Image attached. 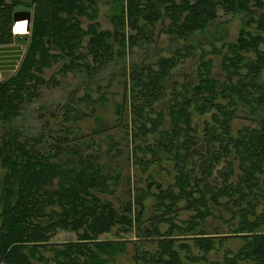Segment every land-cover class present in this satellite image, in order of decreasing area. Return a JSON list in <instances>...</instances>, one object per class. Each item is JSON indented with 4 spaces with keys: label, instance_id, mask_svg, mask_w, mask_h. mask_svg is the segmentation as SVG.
Listing matches in <instances>:
<instances>
[{
    "label": "trees",
    "instance_id": "trees-1",
    "mask_svg": "<svg viewBox=\"0 0 264 264\" xmlns=\"http://www.w3.org/2000/svg\"><path fill=\"white\" fill-rule=\"evenodd\" d=\"M100 1L0 0V44L25 43L0 79V264H119L130 247L129 264H264V0H114L112 28L98 20ZM20 5L32 11L25 34L13 31ZM220 9L242 17L216 65L205 32L216 25L224 39ZM160 33L171 54L152 51ZM135 48L145 55L131 60ZM187 58L191 70L175 78ZM114 64L124 76L122 129L82 132L81 120L111 100L102 79ZM70 73L79 81L55 110L40 112L37 132L18 123L42 88ZM125 140L127 162L150 173L116 204L107 194L123 166L102 159L124 155ZM164 162L167 183L151 172ZM59 229L76 238L53 241ZM130 230L138 237L101 238Z\"/></svg>",
    "mask_w": 264,
    "mask_h": 264
},
{
    "label": "rangeland",
    "instance_id": "rangeland-1",
    "mask_svg": "<svg viewBox=\"0 0 264 264\" xmlns=\"http://www.w3.org/2000/svg\"><path fill=\"white\" fill-rule=\"evenodd\" d=\"M30 0H23V4H26ZM114 0H101L99 4V13H98V20L103 28H112V23L110 20V14L112 13L114 9ZM18 9H28L24 5H20L17 7ZM218 19L217 22L219 24V29L225 32L224 39L220 37L221 34H218L216 25L211 26L210 29H208L205 34L210 35V38L212 40V43L217 48L215 49L214 53H210L211 58L215 61L216 65L219 63V52L223 50L221 43L225 41H233L238 33V29L241 25V15L240 14H232V13H226L223 12L221 9L218 12ZM218 26V25H217ZM221 27V28H220ZM14 28V27H13ZM30 29V27H29ZM29 29L27 30L28 33ZM14 31V29H13ZM216 31V33H215ZM15 32V31H14ZM210 32V34H209ZM21 33V34H25ZM157 46H153L152 51L156 50L159 52V48L161 49L162 53L171 54L172 49L174 48V45H172V41L169 42L168 36L165 34L160 33L157 35ZM200 38L202 35H198ZM209 38V39H210ZM215 38V39H214ZM14 43L22 44L25 48V43L20 42V40L15 39L13 40ZM197 43L196 41H194ZM209 42V41H208ZM204 43L203 48L206 47L208 52L211 50V46ZM152 47V45H150ZM203 51V50H202ZM144 50L141 48H135L133 53H131L130 59L138 60L142 56H144ZM131 59V60H132ZM195 60V59H194ZM193 60V61H194ZM192 61V60H191ZM61 62L53 65L50 68H47L45 70V76L49 77L51 74L57 71V69L60 67ZM121 67V66H120ZM120 67L118 65H112L107 70L104 71V77L102 79V83L105 87L108 88V96L111 99L110 101H107L105 104L98 105L97 106V112L96 114H92L89 117H85L81 120V131L82 132H90L95 129V127L101 124H104V128H112L113 130L117 131L118 129H122L119 122H117L118 114H116V102L122 99L123 93H122V84L119 82V78L123 79L124 76H122L120 72ZM192 68V63H190V59L187 58L186 61L182 64H179L177 67L173 69V76L175 78H183V73H189V70ZM218 70V67H216ZM15 69H2L0 70V79L5 78L6 76L10 75L12 72H14ZM59 76V75H58ZM261 79L264 81V68L261 74ZM60 83L58 85H50L47 87L42 88V94L39 96L38 99H36L34 102L31 103L28 110L25 111V114L18 119V123L23 125V127H26L27 130H29L32 133L37 132L42 124L44 119L39 116L40 112L43 111L45 114H48L50 110H55L57 106L60 103H63L67 96L71 93V90L76 86V83L79 81L78 77L70 73L66 77L60 78ZM112 91H116V93H112ZM83 88L78 89V93L82 94ZM96 96V93H95ZM160 107L165 108V101L157 103ZM240 120L239 118L235 120V123H238ZM150 140H153V135H149ZM129 144L128 142L122 141V147L124 149V155L119 154L116 157L107 155L103 157L102 161L105 163L112 162L114 166H123V174L121 178H119V181L116 186V193L113 194H107V197L112 199L116 204H119L121 200L128 199L130 197H134L135 193L137 192V188H141L146 185V178L149 176V171H144L141 168H138L135 164H129L127 162V155L126 152L128 150ZM130 146L132 147L133 144ZM111 160V161H110ZM133 163V162H132ZM152 173H154L157 177L164 180L166 183L169 182L172 176V168L171 164L169 162H164L162 166L158 168V166H155L154 169H152ZM2 172V168H0V174ZM127 173H130L131 179L128 180L126 175ZM153 198L146 199V205H147V211L146 215L149 216L151 212L153 211ZM189 211L181 210L179 211V216L181 218H184L187 216ZM215 224H219V222L215 221ZM113 237H123L126 240L135 239L137 238V233L135 230L130 231H122L118 235L114 232H109L101 235V238H113ZM76 238V234L74 231L71 230H63L59 229L58 232L52 236L53 241H61V240H68V239H74ZM237 242L232 241L228 245L231 246V248H235L237 246ZM132 247H130V250H128L127 253L121 254L118 257V263L119 264H129V261L132 258ZM214 257L221 258L222 252L221 250L217 251L213 255Z\"/></svg>",
    "mask_w": 264,
    "mask_h": 264
},
{
    "label": "crops",
    "instance_id": "crops-1",
    "mask_svg": "<svg viewBox=\"0 0 264 264\" xmlns=\"http://www.w3.org/2000/svg\"><path fill=\"white\" fill-rule=\"evenodd\" d=\"M22 44L14 43V41L6 44H0V70L11 69L16 65L18 60L16 58L20 54V50H23Z\"/></svg>",
    "mask_w": 264,
    "mask_h": 264
},
{
    "label": "water",
    "instance_id": "water-1",
    "mask_svg": "<svg viewBox=\"0 0 264 264\" xmlns=\"http://www.w3.org/2000/svg\"><path fill=\"white\" fill-rule=\"evenodd\" d=\"M31 17H32V11L30 9H19V10H16L13 14L14 22L19 19H26L28 29L30 26Z\"/></svg>",
    "mask_w": 264,
    "mask_h": 264
},
{
    "label": "bare ground",
    "instance_id": "bare-ground-1",
    "mask_svg": "<svg viewBox=\"0 0 264 264\" xmlns=\"http://www.w3.org/2000/svg\"><path fill=\"white\" fill-rule=\"evenodd\" d=\"M28 28H27V20L26 19H19L17 21H15V25H14V31L16 33H25L27 32Z\"/></svg>",
    "mask_w": 264,
    "mask_h": 264
}]
</instances>
